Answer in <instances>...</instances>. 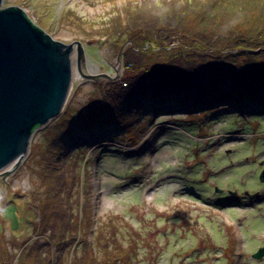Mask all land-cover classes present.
I'll return each mask as SVG.
<instances>
[{
	"label": "rangeland",
	"instance_id": "374dc122",
	"mask_svg": "<svg viewBox=\"0 0 264 264\" xmlns=\"http://www.w3.org/2000/svg\"><path fill=\"white\" fill-rule=\"evenodd\" d=\"M125 2L2 0L0 8L19 7L53 40L73 43L74 51L78 41L86 75L118 73L119 81L130 42L110 26ZM75 58L63 109L34 131L16 170L0 174V264H20L31 240L48 241L37 236L45 188L39 164L58 142L66 151L59 155L62 166L79 177L73 194L79 211L84 196L93 206L91 242L103 226L132 264H264L252 259L264 247V102L230 96L225 86L201 101L148 100L131 115V127L91 125L79 110L115 81L77 74ZM74 249L50 242L42 256L71 264Z\"/></svg>",
	"mask_w": 264,
	"mask_h": 264
},
{
	"label": "trees",
	"instance_id": "16d2710c",
	"mask_svg": "<svg viewBox=\"0 0 264 264\" xmlns=\"http://www.w3.org/2000/svg\"><path fill=\"white\" fill-rule=\"evenodd\" d=\"M119 14L111 17L110 28L130 42L121 55L123 76L79 110L87 123L131 127V115L148 100L201 101L225 86L230 96L264 102V0H126ZM65 152L58 142L39 164L45 188L37 236L48 241L31 240L19 263L51 264L42 256L51 242L75 248L71 264H132L103 226H97L93 242L89 239L93 206L84 196L79 211L73 195L79 177L68 176L62 166L59 155Z\"/></svg>",
	"mask_w": 264,
	"mask_h": 264
},
{
	"label": "water",
	"instance_id": "95a60500",
	"mask_svg": "<svg viewBox=\"0 0 264 264\" xmlns=\"http://www.w3.org/2000/svg\"><path fill=\"white\" fill-rule=\"evenodd\" d=\"M76 45L74 51L73 43L53 40L15 5L0 8V174L3 176L14 172L28 153L34 127L44 126L63 109L74 74L72 54L76 53L77 74L92 80L117 79L118 73L112 78L105 73L86 75L84 52L78 41ZM259 180L264 183V169ZM257 249L252 259L260 260L264 257V247Z\"/></svg>",
	"mask_w": 264,
	"mask_h": 264
},
{
	"label": "flooded vegetation",
	"instance_id": "af4514ba",
	"mask_svg": "<svg viewBox=\"0 0 264 264\" xmlns=\"http://www.w3.org/2000/svg\"><path fill=\"white\" fill-rule=\"evenodd\" d=\"M263 259H264V257L262 259H260V260H263ZM260 260H258V261H260Z\"/></svg>",
	"mask_w": 264,
	"mask_h": 264
},
{
	"label": "bare ground",
	"instance_id": "6f19581e",
	"mask_svg": "<svg viewBox=\"0 0 264 264\" xmlns=\"http://www.w3.org/2000/svg\"><path fill=\"white\" fill-rule=\"evenodd\" d=\"M263 196V200H264V195H262ZM264 207V206H263Z\"/></svg>",
	"mask_w": 264,
	"mask_h": 264
}]
</instances>
